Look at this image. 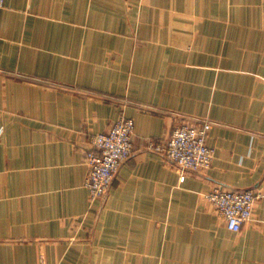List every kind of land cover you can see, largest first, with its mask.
<instances>
[{
    "label": "crops",
    "instance_id": "crops-1",
    "mask_svg": "<svg viewBox=\"0 0 264 264\" xmlns=\"http://www.w3.org/2000/svg\"><path fill=\"white\" fill-rule=\"evenodd\" d=\"M132 119L107 194L90 137ZM209 121L210 168L148 149ZM264 192V0H5L0 264H264V197L237 233L204 195Z\"/></svg>",
    "mask_w": 264,
    "mask_h": 264
},
{
    "label": "built area",
    "instance_id": "built-area-1",
    "mask_svg": "<svg viewBox=\"0 0 264 264\" xmlns=\"http://www.w3.org/2000/svg\"><path fill=\"white\" fill-rule=\"evenodd\" d=\"M5 0H0V8ZM212 126L209 121L186 123L175 127L164 143L150 142L148 149L162 155L178 168L180 174H200L212 163L213 150L206 145ZM132 119H120L106 133L90 137V148L85 152L87 176L84 186L91 200L104 197L119 168L132 155ZM205 199L214 207L227 230L237 233L252 219L256 201L264 192L229 190L216 187Z\"/></svg>",
    "mask_w": 264,
    "mask_h": 264
}]
</instances>
